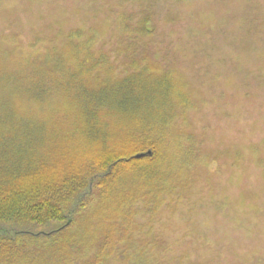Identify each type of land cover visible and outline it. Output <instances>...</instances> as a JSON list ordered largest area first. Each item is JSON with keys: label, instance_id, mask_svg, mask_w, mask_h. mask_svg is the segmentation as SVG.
Listing matches in <instances>:
<instances>
[{"label": "rangeland", "instance_id": "374dc122", "mask_svg": "<svg viewBox=\"0 0 264 264\" xmlns=\"http://www.w3.org/2000/svg\"><path fill=\"white\" fill-rule=\"evenodd\" d=\"M133 51L186 92L174 142L188 187L153 218L134 205L124 248L103 259V219L122 218L91 210L82 248L39 261L25 244L31 264H264V0H0V92L16 108L48 117L87 56L121 72Z\"/></svg>", "mask_w": 264, "mask_h": 264}, {"label": "trees", "instance_id": "16d2710c", "mask_svg": "<svg viewBox=\"0 0 264 264\" xmlns=\"http://www.w3.org/2000/svg\"><path fill=\"white\" fill-rule=\"evenodd\" d=\"M150 21L137 33H151ZM137 56L127 55L128 71L121 72L105 53L87 56L65 74L48 117L14 107L0 92V264H31L34 254L45 261L63 247L82 248L95 232L84 219L91 210L122 218L103 219V259L104 249L124 248L134 205L144 200L153 218L164 200L188 187L174 142L186 92L169 70ZM37 241L50 245L35 248ZM33 242L34 254L25 246Z\"/></svg>", "mask_w": 264, "mask_h": 264}, {"label": "water", "instance_id": "95a60500", "mask_svg": "<svg viewBox=\"0 0 264 264\" xmlns=\"http://www.w3.org/2000/svg\"><path fill=\"white\" fill-rule=\"evenodd\" d=\"M148 153H151V151H149ZM143 155H145V153H139V154H137L138 157H141Z\"/></svg>", "mask_w": 264, "mask_h": 264}]
</instances>
